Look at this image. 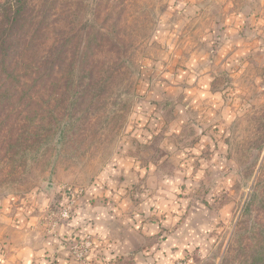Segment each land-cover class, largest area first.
<instances>
[{
    "label": "rangeland",
    "instance_id": "obj_1",
    "mask_svg": "<svg viewBox=\"0 0 264 264\" xmlns=\"http://www.w3.org/2000/svg\"><path fill=\"white\" fill-rule=\"evenodd\" d=\"M30 4L45 64L0 85V198L32 264H264V0Z\"/></svg>",
    "mask_w": 264,
    "mask_h": 264
},
{
    "label": "trees",
    "instance_id": "obj_2",
    "mask_svg": "<svg viewBox=\"0 0 264 264\" xmlns=\"http://www.w3.org/2000/svg\"><path fill=\"white\" fill-rule=\"evenodd\" d=\"M5 19L0 20V85L20 79L39 78L42 63L36 59L37 32L41 20L30 0L9 1L5 6ZM51 65L46 68L50 70Z\"/></svg>",
    "mask_w": 264,
    "mask_h": 264
},
{
    "label": "crops",
    "instance_id": "obj_3",
    "mask_svg": "<svg viewBox=\"0 0 264 264\" xmlns=\"http://www.w3.org/2000/svg\"><path fill=\"white\" fill-rule=\"evenodd\" d=\"M228 8L232 14L236 10L240 11L238 10V5L231 4ZM231 19L232 18H228L227 20ZM229 29L230 31L234 30L233 27ZM229 45H231V49L228 51L230 53L235 51L237 54V52L243 53L248 51L236 48V44L232 42H230ZM152 200H154V197ZM89 210L90 208H87V212H89ZM24 211L22 207L14 210L8 208L7 203L3 202L0 198V264H4L5 261H7V264H32L34 261L42 262L38 254H43L44 248L42 245L35 244L34 234L32 232L24 230L26 228L23 225L29 222L27 220L28 218L24 217ZM113 214L118 216L116 213ZM115 215L112 216V219H115ZM28 217L31 221L32 218H30V216ZM149 225L150 224L144 223L145 228ZM107 226L106 224V230H108ZM105 229L99 228L100 232H104Z\"/></svg>",
    "mask_w": 264,
    "mask_h": 264
},
{
    "label": "clouds",
    "instance_id": "obj_4",
    "mask_svg": "<svg viewBox=\"0 0 264 264\" xmlns=\"http://www.w3.org/2000/svg\"><path fill=\"white\" fill-rule=\"evenodd\" d=\"M137 111H139V109H137ZM130 130H131V129L129 128V131H130ZM181 155H183V154H181ZM115 162H117V163H121V162H119V161H115ZM124 166H125V164H124V163H121V167H124ZM132 166H133L132 164H128V165H127V167H132ZM137 167H138V166H137ZM152 170L154 171V167H153ZM232 175H234V174H232ZM201 176H202V173H199V174L197 175L196 179H200ZM164 183H165V184H169L170 181L165 180ZM220 184H221L224 188L229 187L230 184H231V176H230V177L223 178V179L220 181ZM219 191H220V188L218 187V188H217V192H219ZM105 195H111V192H107V193H105ZM117 199H119V197H117ZM121 207H126V205H122ZM114 211H115V209H114ZM172 211H175V208H173ZM105 242H107V241H105ZM188 246H189V245H184V246H182V248H181V252H182V250H183V247H188ZM109 247H112V245H109ZM146 254H147V253H146ZM180 256H181V254L178 253L175 257H171V259H178V258H180ZM4 264H7V261H5ZM138 264H139V261H138ZM165 264H171V261H170V260H169V261H166Z\"/></svg>",
    "mask_w": 264,
    "mask_h": 264
}]
</instances>
